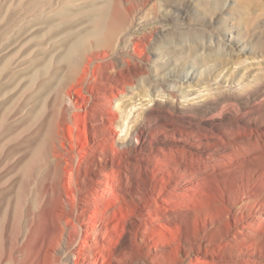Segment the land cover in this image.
I'll return each instance as SVG.
<instances>
[{
	"label": "bare ground",
	"instance_id": "6f19581e",
	"mask_svg": "<svg viewBox=\"0 0 264 264\" xmlns=\"http://www.w3.org/2000/svg\"><path fill=\"white\" fill-rule=\"evenodd\" d=\"M47 2L31 0L30 7L39 10ZM85 10L78 13L91 12V28L98 33L96 27L107 24L106 12L93 4ZM77 53L69 50L64 60H47L43 67L35 63L15 111L0 115V264L170 261L173 245L152 247L146 236L157 242L193 239L201 264L215 263L207 254L217 238L226 247H253L260 259L264 198L257 192L258 176H244V142H229L217 126L209 130L183 120L180 115L193 106L178 108L171 99H153L152 107L129 120L124 99L143 76L142 66L131 69L124 60L106 62L95 55L82 60ZM49 74L48 95L39 97L32 89L43 86ZM69 88L73 101L63 95ZM120 119L126 130L118 137ZM236 125V134L244 131ZM234 166L242 177L231 176ZM237 210L246 217L234 219L225 238L222 221Z\"/></svg>",
	"mask_w": 264,
	"mask_h": 264
},
{
	"label": "rangeland",
	"instance_id": "374dc122",
	"mask_svg": "<svg viewBox=\"0 0 264 264\" xmlns=\"http://www.w3.org/2000/svg\"><path fill=\"white\" fill-rule=\"evenodd\" d=\"M47 4L33 10L31 0H0V115L5 112L9 117L15 111L20 88L30 82L35 63L43 67L47 60H64L69 50L78 52L82 60H92L94 55L106 62L124 60L125 67L144 69L124 99L130 104L129 120L152 107L153 99L163 103L171 99L178 108L193 106L194 111L180 115L183 120L209 130L217 126L229 142H244V176L248 172L258 176L257 192L264 198V0H48ZM92 4L108 17L107 24L96 27L98 33L91 28V12H87ZM142 41L145 45L139 47ZM49 77L45 75L43 86L35 85L32 92L48 95ZM63 95L74 100L70 88ZM64 100L70 115L72 108ZM118 122L119 137L126 129L121 119ZM236 124L244 131L236 134ZM235 167L231 176L242 177V170ZM237 213L224 217L223 237L231 235L234 219L245 216ZM263 223L259 233L264 242ZM155 238L146 236L147 245L170 243L174 248L171 260L159 264H201L193 239L157 242ZM138 244L146 245L142 240ZM213 244L218 245L207 254L215 261L210 264H224L226 256L236 263L253 258L264 264V249L258 259L259 251L253 247H226L219 238Z\"/></svg>",
	"mask_w": 264,
	"mask_h": 264
}]
</instances>
